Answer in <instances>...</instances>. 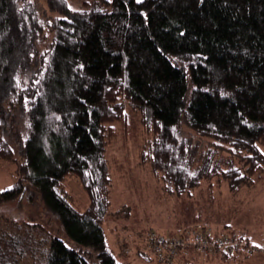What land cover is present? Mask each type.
<instances>
[{
    "label": "trees",
    "instance_id": "1",
    "mask_svg": "<svg viewBox=\"0 0 264 264\" xmlns=\"http://www.w3.org/2000/svg\"><path fill=\"white\" fill-rule=\"evenodd\" d=\"M86 6L0 0V159L16 164L18 174L0 190V206L40 203L49 216L44 225L59 220L70 240L90 250L86 257L48 236L34 217L0 218V264H124L109 250L103 222L112 204L107 148L126 133L128 109L146 131L140 163L159 177L158 197L192 198L210 182L202 204L183 205L172 232L144 233L139 255L152 252L156 264L248 256V238L227 234L231 223L219 229L211 181L221 178L237 194L264 171V0ZM72 180L86 207L72 194ZM193 231L208 233L207 251ZM150 232L181 240L170 263L156 258ZM225 237L239 245L219 247Z\"/></svg>",
    "mask_w": 264,
    "mask_h": 264
},
{
    "label": "rangeland",
    "instance_id": "2",
    "mask_svg": "<svg viewBox=\"0 0 264 264\" xmlns=\"http://www.w3.org/2000/svg\"><path fill=\"white\" fill-rule=\"evenodd\" d=\"M41 2L45 4L46 0ZM67 2L73 9H85L89 8L86 6L87 3L91 5L98 0H67ZM128 113L129 124L126 133L120 134L118 140L107 148L106 156L113 185L110 215L104 220L103 229L108 248L118 263L156 264L152 252L144 250V255H139V251L143 250L141 241L144 233L172 232L176 222L174 217L180 215L183 205L185 203L195 206L202 204L200 202L204 200L203 194L205 196L210 191V189L207 190L210 182L204 181L202 187L194 191L192 198L176 200L158 197L162 186L159 177L153 173L149 163H140L141 148L147 137L146 131L140 124L137 113L130 109ZM184 130L188 133L187 135L196 136L189 128ZM207 142L206 139L198 143L200 150H207ZM261 149L264 153V146H261ZM240 166L241 164L236 160L234 167ZM17 178L16 164L0 159V190L10 187ZM211 182L214 186L212 189L218 197L217 208L222 217L221 229L225 228L226 223H231L232 228L226 230L227 234L235 231L238 237L248 238L251 243L250 249L254 252L248 256L241 252L229 259L211 255L202 260L198 259L199 261L194 259V261L198 264H264V171L253 176L252 185L243 187L237 194L230 189L228 182L221 178H214ZM70 186L72 194L83 207H86L87 198L79 185L72 180ZM123 207H129L126 211L128 214L117 213ZM42 209L40 203L32 205L25 198L0 206V218L27 222L34 217L37 223H42L41 226L47 230L48 236L58 237L75 249L86 250V253L83 252L84 256L89 257L90 250L70 240L59 220L52 218V222L44 225L49 216H44ZM36 230L39 232L41 228ZM143 246L146 248V243H143ZM192 255L194 257L195 254Z\"/></svg>",
    "mask_w": 264,
    "mask_h": 264
},
{
    "label": "built area",
    "instance_id": "3",
    "mask_svg": "<svg viewBox=\"0 0 264 264\" xmlns=\"http://www.w3.org/2000/svg\"><path fill=\"white\" fill-rule=\"evenodd\" d=\"M207 235L208 233L206 232H192L194 243L197 244L200 250L207 251L206 249L209 247ZM148 244L155 250L156 258L160 263H164V261L170 263L176 255L177 247L183 245L180 239L177 241L175 239H166L160 237L155 232L148 234ZM217 245L222 248L231 249L239 245V243L232 237H225L219 239Z\"/></svg>",
    "mask_w": 264,
    "mask_h": 264
},
{
    "label": "crops",
    "instance_id": "4",
    "mask_svg": "<svg viewBox=\"0 0 264 264\" xmlns=\"http://www.w3.org/2000/svg\"><path fill=\"white\" fill-rule=\"evenodd\" d=\"M220 230H222V229L220 228Z\"/></svg>",
    "mask_w": 264,
    "mask_h": 264
}]
</instances>
